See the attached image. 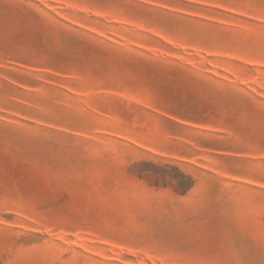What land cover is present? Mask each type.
Here are the masks:
<instances>
[{
  "label": "rangeland",
  "instance_id": "obj_1",
  "mask_svg": "<svg viewBox=\"0 0 264 264\" xmlns=\"http://www.w3.org/2000/svg\"><path fill=\"white\" fill-rule=\"evenodd\" d=\"M0 264H264V0H0Z\"/></svg>",
  "mask_w": 264,
  "mask_h": 264
}]
</instances>
